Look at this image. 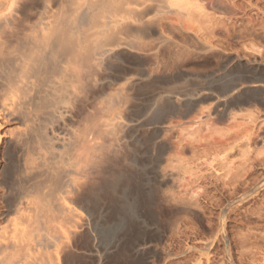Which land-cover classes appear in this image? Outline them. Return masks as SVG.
<instances>
[{
	"label": "bare ground",
	"instance_id": "6f19581e",
	"mask_svg": "<svg viewBox=\"0 0 264 264\" xmlns=\"http://www.w3.org/2000/svg\"><path fill=\"white\" fill-rule=\"evenodd\" d=\"M201 1L0 0V264H85L81 250L96 246L122 188L117 167L144 126L140 86L211 66L215 56L159 63L153 47H168L171 25L199 50L220 48L210 32L217 17ZM237 56L213 66L217 80L233 74ZM238 88L191 95L224 110ZM142 245L134 257L149 248ZM110 252L86 264H108Z\"/></svg>",
	"mask_w": 264,
	"mask_h": 264
},
{
	"label": "rangeland",
	"instance_id": "374dc122",
	"mask_svg": "<svg viewBox=\"0 0 264 264\" xmlns=\"http://www.w3.org/2000/svg\"><path fill=\"white\" fill-rule=\"evenodd\" d=\"M201 2L217 17L210 32L220 48L199 50L192 35L171 25L168 47H153L159 63L188 55L198 62L208 54L215 59L211 66H189L192 73L182 77L140 86L144 126L131 142L125 170L118 164L123 189L94 232L96 246L81 250L85 264L110 251L115 258L108 264H140L144 258L149 264H195L199 258L200 264H264V0ZM231 53L239 56L235 71L217 80L213 66ZM232 85L240 92L224 110L191 95L200 87ZM179 94L191 96L178 101ZM12 168L7 177L16 173ZM139 242L149 250L135 258Z\"/></svg>",
	"mask_w": 264,
	"mask_h": 264
}]
</instances>
